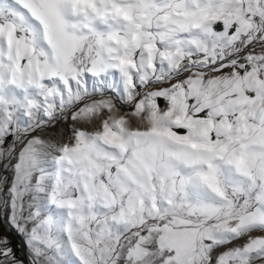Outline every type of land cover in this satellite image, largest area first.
<instances>
[{
	"label": "snow or ice",
	"instance_id": "obj_1",
	"mask_svg": "<svg viewBox=\"0 0 264 264\" xmlns=\"http://www.w3.org/2000/svg\"><path fill=\"white\" fill-rule=\"evenodd\" d=\"M0 231V264H264V0H0Z\"/></svg>",
	"mask_w": 264,
	"mask_h": 264
},
{
	"label": "rangeland",
	"instance_id": "obj_2",
	"mask_svg": "<svg viewBox=\"0 0 264 264\" xmlns=\"http://www.w3.org/2000/svg\"><path fill=\"white\" fill-rule=\"evenodd\" d=\"M0 234H3L2 231H0ZM13 246H14L15 250L17 251V254L21 255L22 244L17 238L13 239Z\"/></svg>",
	"mask_w": 264,
	"mask_h": 264
},
{
	"label": "water",
	"instance_id": "obj_3",
	"mask_svg": "<svg viewBox=\"0 0 264 264\" xmlns=\"http://www.w3.org/2000/svg\"><path fill=\"white\" fill-rule=\"evenodd\" d=\"M18 239V238H17ZM19 240V239H18ZM20 241V240H19ZM21 242V241H20Z\"/></svg>",
	"mask_w": 264,
	"mask_h": 264
}]
</instances>
